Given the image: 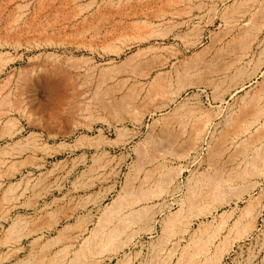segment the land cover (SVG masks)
Listing matches in <instances>:
<instances>
[{"label": "rangeland", "instance_id": "rangeland-1", "mask_svg": "<svg viewBox=\"0 0 264 264\" xmlns=\"http://www.w3.org/2000/svg\"><path fill=\"white\" fill-rule=\"evenodd\" d=\"M0 264H264V0H0Z\"/></svg>", "mask_w": 264, "mask_h": 264}, {"label": "bare ground", "instance_id": "bare-ground-1", "mask_svg": "<svg viewBox=\"0 0 264 264\" xmlns=\"http://www.w3.org/2000/svg\"><path fill=\"white\" fill-rule=\"evenodd\" d=\"M219 187H220V186H219ZM220 194H221V192H220ZM220 194H218V195H220ZM247 213H248V212H247ZM115 232H117V231H115ZM111 233H112V231H111ZM111 233H110L109 235L112 237V235H113L114 233H113V234H111ZM119 234H120V233H119ZM114 236H115V234H114Z\"/></svg>", "mask_w": 264, "mask_h": 264}]
</instances>
